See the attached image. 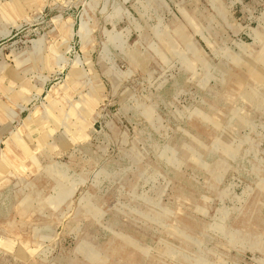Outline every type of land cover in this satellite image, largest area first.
I'll return each instance as SVG.
<instances>
[{
  "label": "rangeland",
  "instance_id": "374dc122",
  "mask_svg": "<svg viewBox=\"0 0 264 264\" xmlns=\"http://www.w3.org/2000/svg\"><path fill=\"white\" fill-rule=\"evenodd\" d=\"M0 264H264V0H0Z\"/></svg>",
  "mask_w": 264,
  "mask_h": 264
}]
</instances>
